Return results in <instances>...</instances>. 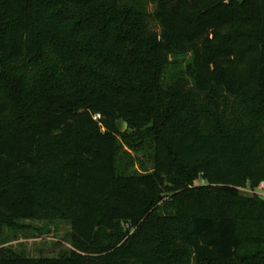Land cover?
<instances>
[{"label": "trees", "instance_id": "1", "mask_svg": "<svg viewBox=\"0 0 264 264\" xmlns=\"http://www.w3.org/2000/svg\"><path fill=\"white\" fill-rule=\"evenodd\" d=\"M261 183L264 0H0V229L71 247L0 264H264Z\"/></svg>", "mask_w": 264, "mask_h": 264}, {"label": "rangeland", "instance_id": "2", "mask_svg": "<svg viewBox=\"0 0 264 264\" xmlns=\"http://www.w3.org/2000/svg\"><path fill=\"white\" fill-rule=\"evenodd\" d=\"M125 130V124H121V131ZM136 158L144 161L146 168H151V163L144 159L142 154H135L125 146L118 154L121 168L129 171L140 170L139 163L134 160ZM240 193L243 196L256 195L264 199L260 188L251 190L245 187L240 190ZM123 230H127L126 225H123ZM69 239L70 226L63 220L53 222L20 220L13 226H4L0 229V249H7L27 258H55L67 253L71 249Z\"/></svg>", "mask_w": 264, "mask_h": 264}, {"label": "built area", "instance_id": "3", "mask_svg": "<svg viewBox=\"0 0 264 264\" xmlns=\"http://www.w3.org/2000/svg\"><path fill=\"white\" fill-rule=\"evenodd\" d=\"M263 186H264V184L261 183L260 186H259L258 188H260V189L262 190ZM262 193H263V192H262ZM263 195H264V193H263Z\"/></svg>", "mask_w": 264, "mask_h": 264}]
</instances>
